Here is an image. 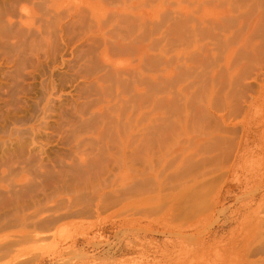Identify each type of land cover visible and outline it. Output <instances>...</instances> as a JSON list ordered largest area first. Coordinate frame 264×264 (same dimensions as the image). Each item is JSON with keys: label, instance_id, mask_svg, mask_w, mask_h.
I'll return each mask as SVG.
<instances>
[{"label": "rangeland", "instance_id": "1", "mask_svg": "<svg viewBox=\"0 0 264 264\" xmlns=\"http://www.w3.org/2000/svg\"><path fill=\"white\" fill-rule=\"evenodd\" d=\"M0 264H264V0H0Z\"/></svg>", "mask_w": 264, "mask_h": 264}]
</instances>
